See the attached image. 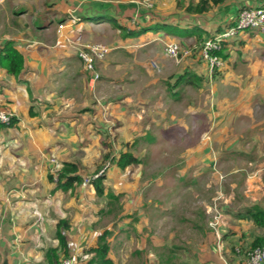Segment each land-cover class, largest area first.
Returning a JSON list of instances; mask_svg holds the SVG:
<instances>
[{"label":"crops","instance_id":"1","mask_svg":"<svg viewBox=\"0 0 264 264\" xmlns=\"http://www.w3.org/2000/svg\"><path fill=\"white\" fill-rule=\"evenodd\" d=\"M17 1L11 29L0 33V44L13 40L24 56V68L18 75L0 67V109L16 118L14 125L0 129V264L6 260L8 264H49L47 249L59 247L56 234L64 221L69 226L61 230L71 255L94 245L106 229L119 237L129 233V225L134 230L141 228L139 236L144 232L153 243L137 251L142 250L146 264H238L255 242L264 244V219L257 223L253 217L264 211V35L242 33L241 42L246 46H231L225 66L216 74H210L207 64L197 57L181 63L169 60L163 48L166 41L178 36L197 39L201 45V34L208 38L220 32L234 24L242 7H260L264 0H225L203 14L187 12V6L199 0L188 1L183 9L189 22L183 24L177 19L154 18L140 5L127 7L112 0H43L33 27L21 26L28 3ZM106 13L123 28L90 19ZM73 18L78 19L76 23ZM143 26L152 29L126 34L127 29L137 31ZM108 34L117 38L110 42ZM89 42L113 48L112 54L97 60V80L78 56V50ZM251 43L256 53L254 71L245 57ZM153 50L154 58L161 54L167 59L157 77L148 60L134 63L140 73H146L144 78L133 77L127 63L118 61L122 54ZM241 61L250 72L236 73ZM187 70L205 78L200 86L192 87L190 97V87L177 83L169 90L168 86ZM109 84L112 95H105L103 86ZM206 86L211 87L207 92ZM171 91L180 94L173 97ZM232 91L233 97L229 95ZM200 92L209 94L212 102L206 104V95L199 97ZM203 102L209 116L204 123L198 121ZM165 117V121L174 118L176 122H165ZM157 131L165 142L183 143L179 145L182 156L165 159L173 170L164 172V185L171 186L178 178L190 190L204 180L210 190L215 189L214 204L219 201L227 210L220 207L214 226H202L200 213L193 211L197 215L191 219L195 238L178 235L177 239L174 232L149 236L147 230L157 227L156 218L168 208L144 207L142 187L147 181L141 164L122 169L108 162L102 196L92 183L57 187L55 176L64 163H77L85 180L96 174L107 152L117 156L125 144ZM204 134L209 138L204 140ZM221 174L225 183H220ZM110 191L119 198L113 211L107 197ZM214 206L207 204L203 209L212 213ZM149 209L155 212L149 213Z\"/></svg>","mask_w":264,"mask_h":264},{"label":"rangeland","instance_id":"2","mask_svg":"<svg viewBox=\"0 0 264 264\" xmlns=\"http://www.w3.org/2000/svg\"><path fill=\"white\" fill-rule=\"evenodd\" d=\"M1 1V0H0ZM28 3L27 7H28V13L25 12L23 13V15L21 16L24 21L22 20L20 22L21 26H23L22 24L26 25L28 24V26L33 27L34 26V15L37 13V10H41L43 7V0H24ZM113 4L119 5L120 4H124L125 6H129L130 4H134V5H140L142 6L144 9H146L147 12H150L154 17V18H164V19H177L180 22L183 23H187L189 22L188 15L185 14V10L183 9L185 6V3L188 1H193V0H153L155 5L152 8H147L144 4L146 2V0H112ZM13 2V3H10ZM10 2H8L7 0L5 1H1L0 2V33L2 34L3 32H8L9 28L11 29L12 24H13V10L14 8H18L19 6V1L17 0H11ZM158 3V4H157ZM264 5V3L262 4V6ZM21 7V6H20ZM184 10V11H183ZM36 17H38V15H35ZM191 20V18H190ZM174 21V20H172ZM226 26L222 27L224 28L223 30H225ZM110 35L109 41H114L117 37L115 35L112 34H108ZM241 35L242 33H240L237 39L238 41L241 40ZM1 36V35H0ZM209 38V37H208ZM170 41H177L179 42L184 48H189L190 50H192V53L189 56H186L184 58L181 59L184 61H188L189 59H192V57H197L198 59H200V53L198 52L199 48L201 47V45L198 43L197 39L194 38H180L179 36L177 38L174 39H170L169 41H166L163 45V48L165 47L167 42ZM102 43V42H99ZM105 44V43H102ZM108 45V44H105ZM109 46V45H108ZM237 47V46H243L242 42L240 44V41L237 42V44L233 45V47ZM246 46V45H244ZM243 46V47H244ZM112 47V46H111ZM239 50V49H238ZM113 51V50H112ZM111 51V52H112ZM110 52V53H111ZM154 50L151 51L149 54H142L139 52H135L132 53V55H125L122 54V56L118 57V61L123 62V63H127V65L129 66V68L131 69V71H134V75L132 74V76H141L142 78H144L146 75V73L143 72H139L137 70L136 67H134V63H137L138 61H149L152 64V68L155 70V76H160L159 74L161 73V71L159 70V67L163 68L165 66V61H167V59L164 56H160L159 57H153ZM113 53V52H112ZM111 53V54H112ZM246 56L247 57V62L251 65L254 61L253 56L254 54H256L254 52V44L251 43L247 49H246ZM105 59V58H103ZM171 60V59H169ZM226 60L223 58L224 63L226 64ZM117 61V59H116ZM174 61V60H172ZM181 61L177 62L174 61L176 63H181ZM201 62V60H199ZM205 63V62H204ZM225 64L223 65V67L225 66ZM159 65V66H158ZM208 66V64H207ZM252 66V70L253 69V64ZM219 68V69H223ZM255 67V66H254ZM122 69V68H121ZM209 69V66H208ZM256 69V68H255ZM250 68L248 67V64H246L244 61L240 62V66L237 69V74L238 73H247L248 71L250 72ZM259 69H256V71ZM210 71V70H209ZM118 72V71H117ZM214 72V71H213ZM213 72H210V74H213ZM131 76V77H132ZM112 84V83H111ZM109 84V85H111ZM113 85V84H112ZM105 87L103 86L102 91H105V95H112V91L111 87ZM137 87V86H135ZM171 87V86H170ZM186 87H190L191 90L188 92L187 97H190L193 95L194 91L192 90L193 85H189ZM134 88V87H133ZM210 86H206L205 87V92L210 90ZM209 89V90H208ZM158 91V89L156 90V92ZM98 89L96 87H94V93L98 94ZM163 92V91H162ZM222 93H226L225 90H223ZM234 91L230 92L229 95L233 97ZM199 97L202 96V98L206 95L203 94V92L198 93L197 94ZM207 94L205 99H206V104H209L212 102V97ZM157 103V102H156ZM164 104H166L165 102H163ZM158 104V103H157ZM168 104V102H167ZM203 102V110L202 112V117L198 119V121H202L207 122L209 120V116L207 115V111L205 108L206 105ZM173 109V107H172ZM166 110V109H165ZM174 111L178 112V109H174ZM167 113V111H166ZM188 114V113H187ZM177 117L178 115L175 114ZM155 117H157V115L155 114ZM159 117V116H158ZM176 117V118H177ZM167 117L164 118V121ZM186 121L189 122V118L186 117L185 118ZM165 122H168L170 124H174L176 122V119H167ZM160 125V124H159ZM194 125V124H193ZM163 126H167L166 124H164ZM193 127V126H192ZM168 136H171L172 134H167ZM194 135V133H193ZM141 136V135H140ZM155 136V140L152 142H149L145 139V137H138L137 140V144L136 147L133 149L135 155H137L139 158H141V166L143 168V173L144 176L146 178L147 183L142 187L144 189L143 195H144V207H146V209L149 207H160L162 208V206L167 207L168 211H165V213L163 215H159L158 218H156V220L158 222L157 227L152 228V231L149 232V230H147V233H150L149 236L155 235L156 237H162V236H166L169 232H174L176 233V236L178 237V235H180V238L185 239V238H190L193 237L195 238V229L193 226V223L191 221V219L197 217V215L193 212V211H198L200 213V221L202 222V226L205 225L206 223H209L210 225H216V221H213V218L216 216H219V209L222 206L223 208V212L224 210L227 211L226 209H224L223 205H220L219 201H216L217 203L214 204V191L215 190L213 188V190L209 189V186H207V184L205 183V181L203 180V182L199 183L196 182L193 184V186L191 187L190 190H186L185 188L182 187V185H180L179 181L177 180L178 178H176V181L173 182L171 184V186L169 184L164 185L163 183V174L164 172L167 170L170 171V174L172 173L173 168L172 165L169 164H165V159L166 158H170V159H174L177 158L179 156H182V152L181 149H179V145H183V143H170V142H165L162 139V133L157 131ZM181 138V136H180ZM206 138H209V136L207 134H204V140ZM164 145V147H163ZM169 167V168H168ZM167 168V169H166ZM217 174V172H216ZM223 175V174H221ZM225 175L221 176L220 179V183H225L226 182V177H224ZM187 178H192V177H187ZM170 188L171 191H170ZM149 189V191L147 192L146 190ZM146 193H147V197H146ZM208 206H217V210L215 209V206L213 207V211L212 213H205L204 211V207L205 205ZM145 209V211H146ZM148 210V209H147ZM218 211V212H217ZM155 212L153 209H149V213ZM204 212V213H203ZM231 215V214H230ZM219 218V217H218ZM206 226V225H205ZM205 230V229H204ZM203 230V231H204ZM141 231V228H139V230H134L131 228V225L128 226V232L129 233H122L119 237H114V231H111V234H109L108 236V240L110 241V245H111V250H110V255L115 259V262L117 264H146V260H145V256L144 254H142V250L137 252L141 247H143L144 249L150 248L153 246L152 241L150 240L151 237H147L144 235V232L140 233L142 234L141 236H139L138 232ZM122 236V237H121ZM121 237V239H120ZM179 239V237L177 238ZM177 242H179V240H177ZM118 242H121L120 244H118ZM142 242V243H141ZM152 244V245H151ZM162 246H160V248L158 249V251L162 252L163 248H161ZM250 250V248H248L247 250H245L246 252H248ZM145 251V250H143ZM93 255H91L92 257ZM90 257V258H91Z\"/></svg>","mask_w":264,"mask_h":264},{"label":"trees","instance_id":"3","mask_svg":"<svg viewBox=\"0 0 264 264\" xmlns=\"http://www.w3.org/2000/svg\"><path fill=\"white\" fill-rule=\"evenodd\" d=\"M225 2V0H199L197 3L192 2L190 5L187 6L186 10L187 12L190 13H196V14H203L211 9V7L214 5H218ZM264 6V5H263ZM245 7H251V6H245ZM262 7V6H260ZM242 7L239 10L240 11L243 9ZM148 15H152L150 12H147ZM239 17V14L237 16V19ZM92 21H100V22H110L114 24L118 28H123V26L118 22L117 18L112 16L109 13L100 15L98 17L90 18ZM236 21L234 24L231 26L235 25ZM228 26L226 29H228ZM159 28V26H158ZM152 28L143 26L142 28L140 27L139 30L133 31L127 29L126 34L130 35H137L144 33L148 30H151ZM153 29H157V27H153ZM224 30H221L220 32H223ZM217 32V33H220ZM216 33V34H217ZM241 33H253L257 34L258 36L264 35L260 31L257 30H252V29H247L242 31ZM214 34V35H216ZM214 35L210 36L213 37ZM238 37H234L232 39H227L222 42V49L220 51H216V54L220 55L222 58L227 59L230 55L229 49L231 46L237 44ZM207 38H202V34L199 37V40L201 41V47L203 42ZM201 47L199 48L198 52L200 53V60L203 62H206L204 57L201 54ZM0 67L5 69L9 74L12 75H18L22 69L24 68V56L22 53H20L16 47H15V42L13 40L5 41L4 43L0 44ZM207 70L208 66H207ZM222 70V69H215L213 74H216L217 71ZM205 78L203 76H199L192 70H187L185 71L180 77L174 82L173 84L171 82H168V86L170 87L169 90H173L177 87L178 84H182L184 86H189V85H196L200 86L199 82H204ZM178 83V84H177ZM173 97H177L178 94H180V91H177V93L171 91ZM33 112V110H32ZM16 122V118L12 117L10 123H3L0 121V129L6 128L10 125H14ZM148 141L152 142L156 138L153 134H148L147 138ZM105 144H107L105 142ZM137 142H134L133 144H125L124 150H121L117 156H112V152L109 151L104 155V160L102 164H100L97 168L96 173H99L102 169H104L103 173L100 174L98 177L92 179L90 183H92L97 191V193L102 196L105 194V185H104V180L106 178V170L110 166L108 162L115 163L118 167L125 169L129 165H139L141 164V158H139L137 155L134 153V148L136 147ZM93 176V175H92ZM57 177V187L58 188H63V189H69L73 187L76 184H80L84 182L83 176L80 174V167L77 163L74 162H66L64 163L63 167L58 171L56 174ZM55 177L53 175L50 176L51 180L54 181ZM107 197L110 199V204L112 205V211L114 210V207L116 206V201L119 200L118 196L110 191L107 194ZM254 220L257 223H260L262 219H264V211H258L253 214ZM69 223L67 221H64L62 223L58 224V231H57V238L59 239L60 245L59 247H50L47 249V257L49 264H60L62 258L70 256V244L68 241V238L64 232H62V227H68ZM112 230L106 229L103 231L102 234H100L97 237L96 243L92 245L91 247L87 248L84 250L85 252L91 253L93 256L85 263L83 264H116L114 259L110 255V250H111V245L110 241L108 240L109 234H111ZM257 246H264L261 242L257 241L254 243V245L250 248V250L254 249ZM249 250V251H250ZM61 251V254H60ZM247 252L245 253V255Z\"/></svg>","mask_w":264,"mask_h":264},{"label":"built area","instance_id":"4","mask_svg":"<svg viewBox=\"0 0 264 264\" xmlns=\"http://www.w3.org/2000/svg\"><path fill=\"white\" fill-rule=\"evenodd\" d=\"M147 8H152L154 6L153 0H146L144 4ZM77 18H73V22H77ZM60 28L63 27V24L59 25ZM252 29L260 31L264 34V6L262 7H244L237 19L235 25L225 29L223 32L217 33L213 37L207 38L201 47V54L206 60L210 72H213L215 69L222 68L225 64L223 58L216 54V51L222 49V42L227 39H232L238 36L242 31ZM113 50L111 46L99 43V42H89L84 44L78 50V56L83 61L85 69L90 71L93 74V79L97 80L99 78L98 73L96 72V62L97 60H102L106 58L108 54ZM192 53V50L189 48H184L177 41L167 42L164 47V54L168 59L174 61H181L182 58L189 56ZM13 115L6 111L0 109V121L3 123H10ZM104 169L99 173L94 174L93 176L87 177L84 180V184L87 185L90 181L100 174H102ZM218 218V216H216ZM238 252H241L240 249H237ZM91 253L81 252L79 254L70 255L62 258L60 264H83L87 262ZM264 263V246H257L254 249L247 252L244 259L238 264H263Z\"/></svg>","mask_w":264,"mask_h":264},{"label":"water","instance_id":"5","mask_svg":"<svg viewBox=\"0 0 264 264\" xmlns=\"http://www.w3.org/2000/svg\"><path fill=\"white\" fill-rule=\"evenodd\" d=\"M2 264H8V261L6 260V261H4Z\"/></svg>","mask_w":264,"mask_h":264}]
</instances>
